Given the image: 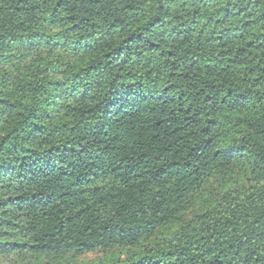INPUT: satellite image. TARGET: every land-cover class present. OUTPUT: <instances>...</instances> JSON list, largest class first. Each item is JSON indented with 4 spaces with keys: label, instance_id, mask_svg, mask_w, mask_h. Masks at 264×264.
<instances>
[{
    "label": "trees",
    "instance_id": "trees-1",
    "mask_svg": "<svg viewBox=\"0 0 264 264\" xmlns=\"http://www.w3.org/2000/svg\"><path fill=\"white\" fill-rule=\"evenodd\" d=\"M0 258L264 264V0H0Z\"/></svg>",
    "mask_w": 264,
    "mask_h": 264
},
{
    "label": "rangeland",
    "instance_id": "rangeland-1",
    "mask_svg": "<svg viewBox=\"0 0 264 264\" xmlns=\"http://www.w3.org/2000/svg\"><path fill=\"white\" fill-rule=\"evenodd\" d=\"M88 257H92V255H88ZM0 264H15L13 259L9 258H0Z\"/></svg>",
    "mask_w": 264,
    "mask_h": 264
}]
</instances>
